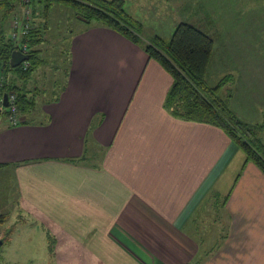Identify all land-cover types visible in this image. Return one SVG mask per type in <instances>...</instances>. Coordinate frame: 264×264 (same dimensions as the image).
<instances>
[{"label":"crops","instance_id":"0c3cea01","mask_svg":"<svg viewBox=\"0 0 264 264\" xmlns=\"http://www.w3.org/2000/svg\"><path fill=\"white\" fill-rule=\"evenodd\" d=\"M67 51L61 90L19 124L0 120V169L16 181L17 222L32 217L55 240L45 234L28 259L264 264L262 170L248 162L236 180L243 150L217 126L174 117L165 108L173 77L124 35L90 24ZM210 203L225 232L200 255L195 234Z\"/></svg>","mask_w":264,"mask_h":264},{"label":"rangeland","instance_id":"374dc122","mask_svg":"<svg viewBox=\"0 0 264 264\" xmlns=\"http://www.w3.org/2000/svg\"><path fill=\"white\" fill-rule=\"evenodd\" d=\"M36 6L38 15H33L31 24L42 28V41L36 46L41 63L33 66L28 82L30 98L39 102L61 90L69 64L67 49L72 36L98 22L82 20L75 8L61 3L51 4L47 13L43 5ZM124 7L143 24L140 36L145 39L160 35L169 40L181 22H189L212 35L215 49L206 75L207 83L213 86L225 75L233 76L221 95L224 98L232 95L229 104L238 117L260 125L257 136L264 143V0H125ZM27 8L22 2L17 3L7 21L2 20L0 13V29L4 26L10 36L11 26ZM223 41L227 47L220 46ZM4 75L0 73V85L15 77L14 71ZM18 83L22 84L20 80ZM34 117L31 115L30 118ZM8 118L4 112L0 113V120ZM17 194L14 176L0 169V214L8 215L6 221L0 224V237L7 238L0 246V264H52L41 259H28L31 251L43 249L45 234L48 233L49 239L51 234L43 223L32 217L27 216L25 223L17 222ZM215 206L210 203L208 208L211 209L205 210L204 227L199 229L197 225L195 235L203 248L200 255L209 244H217L225 232L223 211ZM54 241L51 238L49 243Z\"/></svg>","mask_w":264,"mask_h":264},{"label":"trees","instance_id":"16d2710c","mask_svg":"<svg viewBox=\"0 0 264 264\" xmlns=\"http://www.w3.org/2000/svg\"><path fill=\"white\" fill-rule=\"evenodd\" d=\"M19 2L31 10L32 17L38 15L37 4L44 6L45 13L54 2L72 6L82 20L89 23L97 21V24L111 28L140 45L150 58L158 61L173 77L165 99V108L176 118L208 123L226 132L246 154L245 163L236 180L240 178L248 162H254L264 173V143L257 136L260 125L238 117L229 104L232 95L229 94L226 98L221 95L233 76L225 75L213 86L207 83L206 75L215 49L212 35L189 22H181L169 40L160 35H154L150 39L142 38L140 34L143 24L126 11L125 0H0L3 21L8 20ZM45 27L47 28V24ZM12 30L14 26H11ZM41 41L42 28L32 24L29 33L22 36L20 41H16L11 33L8 36L4 26L0 29V73L6 76L10 71H14L15 75L10 82L5 81L0 85V96L3 97L4 93L11 91L16 93L20 118L36 103L30 98L31 90L27 84L29 72L34 65L41 63L36 48ZM23 42L30 48L28 54L31 57L27 60L29 66L24 68L21 64L22 67L13 68L10 63L12 52L18 50V44ZM18 80L22 84H19ZM4 113L10 116L7 109ZM6 218L7 215L1 213L0 224H3ZM4 238L6 242L7 238Z\"/></svg>","mask_w":264,"mask_h":264},{"label":"built area","instance_id":"2783aa9c","mask_svg":"<svg viewBox=\"0 0 264 264\" xmlns=\"http://www.w3.org/2000/svg\"><path fill=\"white\" fill-rule=\"evenodd\" d=\"M31 10L26 9L25 14L22 16H18L14 22V30L11 31L12 37L16 41L22 40V36H25L29 33V30L31 28ZM18 50L21 51L24 54H28L30 51V48L27 43H19L18 44ZM23 67L27 68L29 66L28 61H24ZM8 99H9V106L5 107L3 103V97L0 100V113L4 112L2 109H7L10 112V121L16 125L21 122L20 113H19V107L17 104V95L15 92L11 91L8 93Z\"/></svg>","mask_w":264,"mask_h":264},{"label":"water","instance_id":"95a60500","mask_svg":"<svg viewBox=\"0 0 264 264\" xmlns=\"http://www.w3.org/2000/svg\"><path fill=\"white\" fill-rule=\"evenodd\" d=\"M30 54H24L19 50H14L11 55L10 63L13 68L20 66L24 61H27L30 59ZM3 103L5 107L9 106V99H8V93H4L3 95ZM5 238L0 237V246L4 245Z\"/></svg>","mask_w":264,"mask_h":264}]
</instances>
